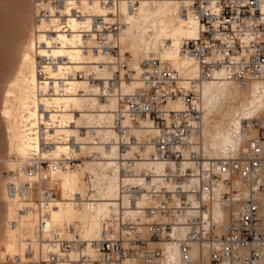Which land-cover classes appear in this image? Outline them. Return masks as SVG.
<instances>
[{"label":"built area","instance_id":"obj_1","mask_svg":"<svg viewBox=\"0 0 264 264\" xmlns=\"http://www.w3.org/2000/svg\"><path fill=\"white\" fill-rule=\"evenodd\" d=\"M125 2L134 11L139 0ZM98 3L102 15L83 16L70 4L65 16L64 2L42 6L33 0V32L56 14L63 26L61 19L72 14L85 19L77 31L78 48L104 59L85 71L68 56L53 53L62 45L54 27L44 31L48 43L34 40L37 123L32 133L38 146L20 167L29 179L9 180L7 191L22 203L21 212L37 214L33 241L38 250L34 255L27 239L22 255L5 253L0 264H264V114L241 120L235 132L241 145L235 152L206 155L195 86L215 71L241 88L264 83V0H192L198 35L179 47L199 68L188 86L180 84L177 70L156 57L141 58L132 67L129 54L120 49L119 1ZM77 80L89 88L75 86L72 93L104 103V120L77 126L80 111L70 101H52ZM63 128H72L80 139L67 136L65 151L56 157L38 155L52 151L53 133ZM139 130L153 132L147 142L137 138ZM84 146L88 153L79 156ZM110 151L117 197L99 236L83 239L74 223L48 226V212L61 198L55 175L79 168L82 159L104 160ZM148 160L159 168L141 165ZM18 169L6 175L15 179Z\"/></svg>","mask_w":264,"mask_h":264},{"label":"bare ground","instance_id":"obj_2","mask_svg":"<svg viewBox=\"0 0 264 264\" xmlns=\"http://www.w3.org/2000/svg\"><path fill=\"white\" fill-rule=\"evenodd\" d=\"M52 1L44 0L42 6H49ZM55 1L65 3V9H62L65 16L70 4L75 5L83 16L103 14L98 0ZM118 1L123 23L120 33V49L130 53L129 64L137 67L141 57L155 56L161 62H169L174 67L173 69L180 73V84L188 86L189 79H195L199 75V68L192 59L180 54L179 47L184 40L195 38L198 35V23L190 13L189 6L192 0H139L134 11L126 8L125 0ZM185 9L186 13H184ZM57 16L56 14L50 20L42 21L36 26L38 33L32 31L18 61L16 74L6 86L5 100L2 101L1 114L5 118L3 121H5V130L8 133V148L17 159L21 160L18 162L21 164L18 177L15 179L9 177L7 180L6 195L2 188L4 194L2 198L8 201L5 231V252L7 254L22 255L27 246L26 240L33 241L35 237L34 225L37 214L32 210L21 212L19 209L22 203L17 199H12L7 191L9 180L10 183L18 184L29 179L20 167L29 161L33 154L32 151L38 146L32 133L37 123L35 107L37 99L34 93L36 50L33 42L37 38L48 43L50 37L46 36L44 31L54 27L56 38L62 45L55 48L53 53L68 56L73 63H78L77 65L85 71L94 69L93 63L104 59L100 54L81 51L77 46L79 42L77 31L85 19L75 18L72 14H68L66 18L61 19L65 22L62 26V21H59ZM63 31H68V33ZM101 73L108 75V71L104 69ZM208 80L195 85L197 89L200 87L203 99L200 101L203 112L201 147L206 155L232 154L241 145V141L235 134L241 120L264 114V83L252 82L241 88L235 81L225 79L221 71L213 72ZM75 86L89 88L84 80L73 81L66 89L67 94L56 96L52 101L56 103L70 101L71 106L80 111V115H75L74 119L77 126L104 120L106 118L104 111L107 106L95 98L74 95L72 92ZM176 107L179 108L180 105L176 104ZM152 133L149 130L135 132L137 138L145 142L149 140ZM71 134L80 139V135L72 128L56 130L53 133L55 138L52 151L39 152L38 155L43 158L48 155L54 157L60 155L66 149L64 140ZM147 149H149L148 144ZM88 150L89 147L84 146L78 155L86 156ZM104 156V160L97 162L82 159L78 174L67 170L55 175L60 188L63 189V197L57 199L56 206L48 212L45 220L48 226L74 223L76 231L83 239H95L99 236L102 220L106 219L113 210V200L117 197L118 183L113 162L114 151L105 153ZM142 164L155 165L159 168L158 164L150 160ZM67 236L70 235L67 234ZM32 241L29 244L36 255L38 246ZM5 252H2L1 258ZM70 255L73 256L74 253L71 251Z\"/></svg>","mask_w":264,"mask_h":264},{"label":"rangeland","instance_id":"obj_3","mask_svg":"<svg viewBox=\"0 0 264 264\" xmlns=\"http://www.w3.org/2000/svg\"><path fill=\"white\" fill-rule=\"evenodd\" d=\"M41 1L43 2L44 0ZM32 17L33 0H0V259L2 252L6 251L5 231L8 219V201H6V198H2L4 197L2 188L5 190L6 195L5 187L9 178L6 172L12 169L16 170L21 165L18 163L21 160L17 159L16 155L10 152L8 148L9 139L7 140L8 133L5 130L6 124L5 121H3L5 118L1 114V106L3 103L2 101L5 100L4 94L6 93V86H8L10 80H12L14 74H16L15 71L18 69V61L20 60L21 53L25 50L28 39L31 37L30 35L33 31ZM127 53L130 56V53ZM150 55L154 56L153 54ZM140 56L143 55L140 54ZM163 63L174 68L167 61H163ZM204 81L209 80L207 79ZM198 91L201 101H203L200 87H198ZM71 171L78 174L80 172V167L72 169ZM62 197L63 189H61V198Z\"/></svg>","mask_w":264,"mask_h":264}]
</instances>
